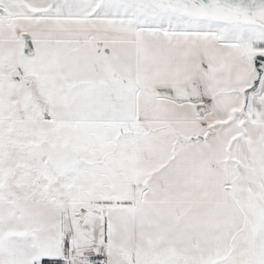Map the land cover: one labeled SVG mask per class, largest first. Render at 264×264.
I'll return each mask as SVG.
<instances>
[{
	"label": "snow or ice",
	"instance_id": "obj_1",
	"mask_svg": "<svg viewBox=\"0 0 264 264\" xmlns=\"http://www.w3.org/2000/svg\"><path fill=\"white\" fill-rule=\"evenodd\" d=\"M0 264H264V0H0Z\"/></svg>",
	"mask_w": 264,
	"mask_h": 264
}]
</instances>
